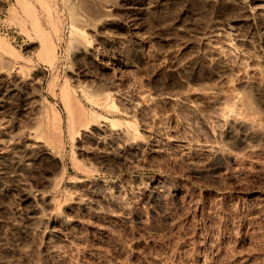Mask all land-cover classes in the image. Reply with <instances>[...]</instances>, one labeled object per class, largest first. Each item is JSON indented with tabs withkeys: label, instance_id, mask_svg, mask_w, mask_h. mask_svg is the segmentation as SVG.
Returning a JSON list of instances; mask_svg holds the SVG:
<instances>
[{
	"label": "rangeland",
	"instance_id": "obj_1",
	"mask_svg": "<svg viewBox=\"0 0 264 264\" xmlns=\"http://www.w3.org/2000/svg\"><path fill=\"white\" fill-rule=\"evenodd\" d=\"M0 61V264H264V0H0Z\"/></svg>",
	"mask_w": 264,
	"mask_h": 264
},
{
	"label": "bare ground",
	"instance_id": "obj_2",
	"mask_svg": "<svg viewBox=\"0 0 264 264\" xmlns=\"http://www.w3.org/2000/svg\"><path fill=\"white\" fill-rule=\"evenodd\" d=\"M75 35L77 37V41H78L79 46L81 47V49L83 51H87L88 50V44H87L88 40H87V36H86L85 32L82 31V30H77L75 32ZM43 50L50 57V62L53 63L55 58H56V48H55V46L50 43V44H48V46H45L43 48ZM2 61H0V81L2 83L1 84L2 87L0 86L2 92H0V94H2L3 98H4V97H7V95L9 96L11 93L16 91V92L21 93V95L25 96L26 98H29V96H30L31 92H33V90L31 88L32 85L28 81V74L26 72L27 69L25 67H20L21 68L20 72L18 70L19 74L21 75L20 79L18 78L19 80L17 79L16 82L14 84H12V85H8V84L5 85V84H3V82H5V77L7 78V77H9L11 75V70L13 69V66L9 65V64L5 65V63L2 64L1 63ZM22 68H24L26 70H24ZM62 97H63L64 103H65V106H66V110H68L70 112V110H71L70 109V105H71V101H72L71 97L67 93H63ZM4 99H2V98L0 99L1 100L0 108H2V109L6 105ZM107 101H108V99H105V101H104L105 103L104 104H107ZM94 123H96L98 125V127H101V126L116 127L118 125L115 120L110 119L109 117H103L101 115H96L95 117H93L89 121H87V120H79L77 131H80L82 129L90 128L91 126L94 125ZM229 134L231 136H234L235 138H240V135L238 133H235L233 130H230ZM58 136H61V132L60 131L58 132ZM218 158H219L218 161L219 160L220 161L217 164H215L214 166L206 168V169H203V170H198V171L199 172L202 171V172H204L206 174H209L211 176L216 175L218 172H220V171H222L224 169V166L226 164V156H223V153L220 154L218 156ZM157 186H158L159 192L155 193L153 202L155 201L157 203V205H159L161 208H163L164 207L165 197H166V194H167V185H166L165 182L160 181Z\"/></svg>",
	"mask_w": 264,
	"mask_h": 264
}]
</instances>
